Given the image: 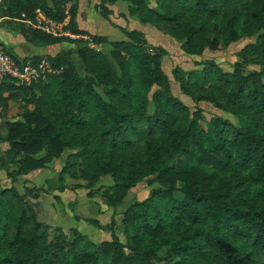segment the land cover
<instances>
[{
  "label": "trees",
  "instance_id": "16d2710c",
  "mask_svg": "<svg viewBox=\"0 0 264 264\" xmlns=\"http://www.w3.org/2000/svg\"><path fill=\"white\" fill-rule=\"evenodd\" d=\"M123 1L130 15L162 28L189 54L255 36L231 71L212 60L172 71L183 94L237 122L206 118L167 94L166 51L149 50L139 30L109 42L78 27V0H1L0 27L38 46H73L30 58L5 48L19 63L46 58L54 72L30 85L0 79V108L23 102L20 119L0 125V142L7 143L0 170L12 181L3 186L0 177V264H264V0ZM36 10L54 23L67 19L69 35L35 27ZM63 157L60 173L72 187L110 178L101 197L113 209L138 183L157 185L122 209L123 236L115 214L111 237L98 243L75 228L53 227L50 234L29 189L20 193L14 183Z\"/></svg>",
  "mask_w": 264,
  "mask_h": 264
},
{
  "label": "rangeland",
  "instance_id": "374dc122",
  "mask_svg": "<svg viewBox=\"0 0 264 264\" xmlns=\"http://www.w3.org/2000/svg\"><path fill=\"white\" fill-rule=\"evenodd\" d=\"M79 6L81 8L87 7L89 10L85 13H90L92 16L87 14L83 16L84 22H77L78 27L89 29L90 31H87L91 35L105 36L109 42L127 40L128 37L124 31L136 29L142 32L149 50L159 47L164 48L166 54L163 56L162 66L170 79V89L167 94L178 97L192 109L201 108L206 118L219 115L237 122L235 116L214 107L210 102H196L191 97L183 94L179 88V83L173 77L172 71L175 67L182 70L201 68L206 60H212L224 70L231 71L234 68V63L240 60L238 54L240 49L245 44L253 42L255 36L243 37L229 46L220 44L213 50L207 48L201 54H189L184 51L180 40L171 37L162 28L142 22L137 15H130L128 13V2L126 1L118 0L103 8L100 6V0H78ZM90 8H94V10L92 11ZM66 22L67 19L60 24L46 25L45 22H41V25L48 28L55 35H62L68 34L63 29ZM70 36L78 37L71 34ZM0 42L6 48L1 38ZM32 44L37 48L39 47L34 43ZM71 46L73 44L67 42L47 46L40 45V50L26 57L30 58L44 54L54 55L59 50ZM105 46H108V44H105ZM73 57L78 69H82V64L79 63L78 58ZM246 67L248 69L256 68L255 65H247ZM21 106L23 108V105ZM22 108L21 112L23 111ZM6 147L7 143L1 141L0 152ZM65 161H67L66 157L61 159L51 158L46 162L45 167L19 175L14 183L20 193L29 189L28 199L33 204L39 218L51 226L50 234H52L53 227L75 228L85 236L87 241L98 243L111 237V216L115 214L117 221L116 233L121 237L123 236L120 220L122 209L133 200L143 199L153 187L157 186L155 184L150 186L146 181L138 183L128 191L122 204L113 209L101 197V193L111 184L110 178H102L93 187H72V184L60 173V168ZM0 177L3 186L11 185V177H8L4 170H0ZM65 183L67 187L62 189L61 185ZM87 219L96 220L98 225L90 224Z\"/></svg>",
  "mask_w": 264,
  "mask_h": 264
},
{
  "label": "built area",
  "instance_id": "2783aa9c",
  "mask_svg": "<svg viewBox=\"0 0 264 264\" xmlns=\"http://www.w3.org/2000/svg\"><path fill=\"white\" fill-rule=\"evenodd\" d=\"M36 11L37 19L36 23L33 24L35 27L52 33L48 28L43 27L41 22H45L46 25L60 24L49 21L39 10ZM47 63L46 59H41L38 62L27 60L24 63H19L8 54L2 42H0V79L9 76L17 79L19 84L30 85L32 82L45 78L48 73L54 72L47 66Z\"/></svg>",
  "mask_w": 264,
  "mask_h": 264
},
{
  "label": "crops",
  "instance_id": "0c3cea01",
  "mask_svg": "<svg viewBox=\"0 0 264 264\" xmlns=\"http://www.w3.org/2000/svg\"><path fill=\"white\" fill-rule=\"evenodd\" d=\"M1 3V0H0ZM92 11L94 8H90ZM89 9L86 7L81 8L80 6L78 7L77 11V22L83 23L84 22V17L86 16ZM88 16L91 15L90 13L87 14ZM92 16V15H91ZM3 18L0 17V22L2 21ZM82 29V28H81ZM94 29V28H93ZM85 30H89L85 28ZM96 30V29H95ZM90 31V30H89ZM98 32V30H96ZM0 38L6 45V47L10 50H12L15 54L18 55V57H26L28 55H31L33 52L36 53L39 49L36 46H34L32 43L26 41L24 37L19 34L17 31L11 30L8 27H0ZM4 95H7V93H4ZM23 105V102L20 99H15V100H9L7 103L6 108H0V125L4 120H19L20 117L17 116L21 112V108ZM23 109V108H22ZM6 128L0 126V136L4 137Z\"/></svg>",
  "mask_w": 264,
  "mask_h": 264
}]
</instances>
